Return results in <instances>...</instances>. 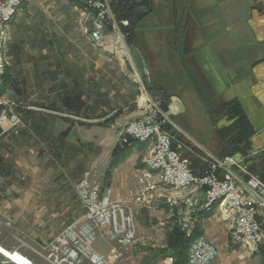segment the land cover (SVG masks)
I'll return each mask as SVG.
<instances>
[{
	"label": "crops",
	"instance_id": "1",
	"mask_svg": "<svg viewBox=\"0 0 264 264\" xmlns=\"http://www.w3.org/2000/svg\"><path fill=\"white\" fill-rule=\"evenodd\" d=\"M196 2L192 15L185 7L180 15L175 10L173 48L163 41L154 42L146 60L140 49L115 42L106 28L104 41H92L91 13L77 0H22L8 25L4 47L1 91L22 124H0V264L2 253L20 264L28 263L9 250L20 252L32 264H50L40 245H22L25 235L18 223L19 212L27 208L55 211L61 202L64 209L71 208L66 187L85 172L101 190L109 188L114 200L126 202V196L136 188V174L149 142L132 140L116 153L113 167L109 162L120 130L142 116L147 98H159L165 115L174 119L182 136L175 149L194 174L221 158L216 130L228 122L224 118L212 121L181 66V57L213 98L239 100L254 132L245 154L236 151L229 156L264 181V0ZM73 13L86 25L80 41L73 39ZM201 13L207 15L204 24L199 21ZM153 15L145 21H151ZM148 27L155 31L152 24ZM172 50L175 81L172 71L166 72V67L173 66L165 53ZM174 84L175 91L169 87ZM198 113L210 121L212 131L197 138L190 133L187 117ZM105 131H111L110 139L105 140ZM28 162L31 172L26 171ZM233 172L242 188L246 175L238 169ZM220 175L224 176L225 170H220ZM28 177L30 190L24 187ZM12 179L15 181L8 182ZM183 193L161 186L150 203L133 205L135 239L118 264L172 263L171 251H164L165 237L181 216L163 203V195ZM28 195L29 200L24 197ZM203 201L199 194L190 218L199 236L217 248L214 264H264V242L254 253L234 244L231 218L217 204L201 208ZM259 219L264 225V213L259 212ZM94 249L107 255L110 241L98 236Z\"/></svg>",
	"mask_w": 264,
	"mask_h": 264
},
{
	"label": "built area",
	"instance_id": "2",
	"mask_svg": "<svg viewBox=\"0 0 264 264\" xmlns=\"http://www.w3.org/2000/svg\"><path fill=\"white\" fill-rule=\"evenodd\" d=\"M77 1L92 12L94 28L90 37L95 43H101L103 30L108 25L116 29L108 5L105 0ZM21 2L22 0H0V124H22L10 101L1 91L7 28L19 11ZM163 117L161 100L147 98L144 115L129 121L121 132L120 144L127 145L132 140L149 142L148 150L141 160L142 167L136 174V188L125 203L146 205L153 200L161 186L181 190L185 192L182 196L163 195V203L181 216L180 226L189 235L192 230L190 213L197 205L198 195L202 194L204 201L201 208L209 209L217 204L220 211L231 218L232 242L245 246L252 253L257 252L264 241V234L256 218L252 196L264 203V182L241 168L248 179L244 182L245 187L240 188L230 171L231 165L238 164L232 156L211 162L202 173L194 174L189 164L173 148L171 135L162 127ZM220 170H225L228 174L221 177L218 172ZM77 193L85 209L80 217L83 220L73 221L56 240L48 244V257L55 263L65 261L73 264L81 254L88 257L90 264H116L133 237L132 212L128 210L125 213L118 202L111 199L109 190L101 193L97 185L89 184L86 179L78 183ZM105 225L110 227L111 238L118 243L112 258H106L92 249L93 227ZM216 256L215 246L205 237L199 236L191 243L187 264H214ZM169 261H172V257Z\"/></svg>",
	"mask_w": 264,
	"mask_h": 264
},
{
	"label": "rangeland",
	"instance_id": "3",
	"mask_svg": "<svg viewBox=\"0 0 264 264\" xmlns=\"http://www.w3.org/2000/svg\"><path fill=\"white\" fill-rule=\"evenodd\" d=\"M196 1L197 0H176L175 2H173L172 0L171 1L170 0H154V4H152V10L149 13V15L153 13L154 17L151 19V21H149L150 19H148V21H145V18L149 16V15H147L139 23V27H138L137 33H136L137 35H136V39H135V45H138V46H134V47L137 48V49H140V56H141L142 59H146L147 60V58L150 57V54H149L148 50H149L151 44L154 45V42H157V44H159V42L163 41L165 44H168L169 46H171V48H173V40H174V37H175V35H174L175 34V28L172 27V24L174 23V20H175L174 19L175 10H177L178 14L180 15V14H182V10L185 7L187 9V12L190 13V15H192L195 3H197ZM105 2H106V4L109 7L110 17L113 20V22H114L113 24H114V26H115V28L117 30L113 29V27H111L110 25H108L106 27V29L110 32V35H111L112 39L115 42L128 44L126 39H125V34L121 30L120 23L116 19L115 15H114V12L112 10L111 0H105ZM84 10H87V9L84 8ZM90 13H91V20H92V28H91V30H93V28H94L93 27L94 26V24H93L94 17L92 15V12H90ZM206 17H207L206 13H201L200 14V16H199L200 24L206 23ZM82 20H81V18L79 16H77V15H75L73 13L71 22H72V29H73V39H75L76 41H80V38H81L80 35L82 33V30H83V28H86V25H84V22ZM147 22H151V23H147ZM121 23L126 24L125 21H122ZM151 24H152V26L156 27L155 31H151L150 32L148 26H150ZM87 28H88V26H87ZM161 32H164V34L161 35L160 34ZM188 32L190 34V35H188V37L191 38L192 37L191 27L188 28ZM104 38L105 37L103 35V40L102 41H104ZM73 42H75V41H73ZM128 45H130V44H128ZM172 51H169V52L165 53L167 59L169 60L170 66L171 65L173 66L171 68L166 67V72L172 71L171 72L173 74L172 75V79L174 80V78L176 77L177 67L175 66V64H176L175 51H173V52ZM136 59L138 61L139 56ZM169 87L171 89H173V91H175V84H174V86H172L173 88L170 85H169ZM171 89H169L170 92H171ZM161 111L164 114V117L162 118V120H163L162 127H163V129L166 132H168L171 135L172 140H173V144L176 145V143H179V141L177 139V136L171 132L172 129L176 130L175 129V125H174L175 122H174L173 118H169V116L167 117L165 115V112L162 110V102H161ZM143 115H144V112H143L142 116ZM142 116H140V117H142ZM140 117H137V118H140ZM187 118H188V122H190L189 125L191 126V130H192V132H190V133L193 134V136L198 138V137H201L202 135H206V134L209 135L210 131H212V124L210 123V121L205 119V115H202V114L198 113L197 116L189 115V117H187ZM189 118H192L194 121L191 122V119H189ZM134 119H136V118H134ZM125 125H124V127H125ZM164 125H169L172 129H166V127ZM124 127H122V129L119 132V136H118V139H117L116 146H119V147H123L124 146V144H120V141H119V139L121 137V132H122ZM178 134L181 135L179 132H178ZM193 136H191V137L193 138ZM110 137H111V131H107V132L105 131V140L110 139ZM112 157H113V153H112ZM141 160H142V158H141ZM211 162H214V161H211ZM211 162H209V163H211ZM110 163H111V161L109 162V166H110ZM27 164H28L29 167L26 169V171L27 172H31V163L28 162ZM231 166H233V167L231 168ZM231 166H230V171L232 172V175L237 180V183H238V177L234 174L233 170L235 171V170L238 169V170H240V172L243 173L242 169H244L248 173L253 174L252 172H250V170H248L246 168L245 164L242 165L240 162H238L237 165L233 164ZM218 172H219V175H220V171H218ZM225 174H228V172L225 171ZM224 176H221V177H224ZM83 179H86L87 182L89 184H91V185H97L96 183H91L90 182V173L89 172H85L83 174V176L76 181V183L72 184L71 186H67L66 190H65L66 193L68 194V195H66L67 196L66 199H67V201H70L71 208L64 209L63 203L61 201H59V202H61L59 204H61L62 208L60 207L61 209L58 208L55 211H49V210H43V211L41 210V211H39V210H34V209H31V208H27V209H24L23 211L19 212L20 221H18V223L20 224V227H21V228L20 227L19 228L23 230V233L25 235L24 236V243L22 245L24 247H27V245H32V246L40 245L42 247V248L40 247V249H42V252L44 253L43 254L44 257L50 262V264H68V262H65V261H62L61 263H55L52 258H49L48 257V247H49L48 244L51 241L56 240L60 236V234L64 231V229L66 227H68L73 221L78 220V219L79 220H83V219H80V217L85 212V209H84V207H83V205H82V203L80 201V198L78 196V193H77V185ZM247 179H248V176L246 175L244 182ZM259 179L262 182H264L261 178H259ZM10 181H15V179L8 180V182H10ZM24 183H26L24 185V187L27 190H30V188H31V186H30L31 185V179L30 178L26 179V181ZM244 184H243L242 188L245 187ZM99 190H100L101 193L102 192H106V191L109 190L110 191V196H111V190L109 188H107L105 190H101V188L99 187ZM129 194H131V192ZM129 194L126 196L125 200H127V197L129 196ZM24 197L25 198L28 197L27 199L29 200V198L31 196L28 195V196H24ZM111 199L113 201L118 202V204L125 210V213H128V210H130L132 212L133 222H134L132 240L127 246H125L126 250H124V253L121 256V258L116 261V264H118V262L128 252H130V250H131V248L133 246V241L135 239V235H136V231H137L135 215H134V212H133V205H135V204H128V203H125V202H119L117 200H114L112 198V196H111ZM252 201L255 202L254 203V209L256 211V216H257L258 220H260L259 219V212L264 213V203L261 200H259L258 198H256L255 196H252ZM28 203L30 204V201ZM27 206H29V205H27ZM259 222L261 223V229H262V232L264 234V227H263L264 225H263L261 220ZM179 224H180V222H179ZM171 227L168 228V231L171 229ZM0 231H1V229H0ZM184 232L186 233V231H184ZM93 233H94V240H93V243H92V249L94 251L98 252L97 250L94 249V243H95V241H96L98 236L107 237L108 240L110 241V249H109L107 255H102V254L101 255L106 257V258H112L113 257L112 256L113 255V250L118 247V245H117L118 243L111 238L110 227L108 225H105V226H102V227L94 226L93 227ZM186 235H187V233H186ZM31 237H33L34 241H38L39 243L38 244H36L35 242L33 243ZM165 246H166V237H165ZM45 247H46V249H45ZM9 251H11L13 254L17 253L20 257H23L28 262L27 264H32L30 259H28L26 256H24L20 252H18L16 250H9ZM216 251H217V248H216ZM1 255L3 256L1 258L2 264H13L12 262H14L15 264H20L16 260H14V258L7 257L3 253ZM8 259L11 260L12 262H10ZM81 261H88V264H90V261L88 260V257H86L84 255H81V254L78 256V259L73 261V264H79ZM172 261H173V258H172Z\"/></svg>",
	"mask_w": 264,
	"mask_h": 264
},
{
	"label": "trees",
	"instance_id": "4",
	"mask_svg": "<svg viewBox=\"0 0 264 264\" xmlns=\"http://www.w3.org/2000/svg\"><path fill=\"white\" fill-rule=\"evenodd\" d=\"M111 6L116 19L120 23L121 30L125 34L127 43L138 46L135 45L137 29L139 23L151 12L152 0H111ZM122 21H125L126 24L121 23ZM180 62L212 121L224 118L228 122L216 130V136L222 148L221 158L232 155L236 151L245 154L249 148V139L254 131L239 100L235 98L222 101L213 98L187 61L181 57ZM165 108L166 106L163 103V109ZM164 126L166 129H172L169 125ZM171 132L177 136L178 141L182 142V136L176 130L172 129ZM125 146L115 147L112 152L113 160L110 163V167H113L116 163L114 158L116 153ZM173 148L175 149V144H173ZM198 236L197 226H194L190 234L186 235L180 224L175 222L172 225L166 234V246L164 249V251H171L173 257L171 264H187L189 248Z\"/></svg>",
	"mask_w": 264,
	"mask_h": 264
},
{
	"label": "bare ground",
	"instance_id": "5",
	"mask_svg": "<svg viewBox=\"0 0 264 264\" xmlns=\"http://www.w3.org/2000/svg\"><path fill=\"white\" fill-rule=\"evenodd\" d=\"M9 25V24H8ZM2 84V83H1ZM12 255V254H11ZM14 257V255H12ZM7 259V258H6ZM9 260V259H8ZM10 262H12L11 260H9ZM13 264H15L14 262H12Z\"/></svg>",
	"mask_w": 264,
	"mask_h": 264
}]
</instances>
